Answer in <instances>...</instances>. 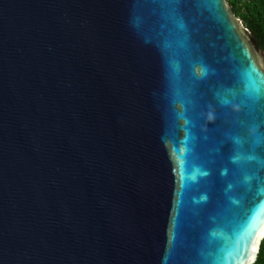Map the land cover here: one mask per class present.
I'll use <instances>...</instances> for the list:
<instances>
[{
  "label": "water",
  "instance_id": "1",
  "mask_svg": "<svg viewBox=\"0 0 264 264\" xmlns=\"http://www.w3.org/2000/svg\"><path fill=\"white\" fill-rule=\"evenodd\" d=\"M207 2L181 9L210 67L193 88L151 0H0V264L255 263L264 177L201 157L264 152L223 104L264 88V51ZM204 101L227 114L189 123Z\"/></svg>",
  "mask_w": 264,
  "mask_h": 264
},
{
  "label": "snow or ice",
  "instance_id": "2",
  "mask_svg": "<svg viewBox=\"0 0 264 264\" xmlns=\"http://www.w3.org/2000/svg\"><path fill=\"white\" fill-rule=\"evenodd\" d=\"M150 2V0H149ZM151 3L157 4L165 14V17L178 28L183 29L184 32L180 35V47L178 50L173 51L172 55L178 57L179 59L173 60L172 71L175 76L181 74V64L180 61L187 66L190 71H187V79L193 85L205 80L209 73L210 67L201 61L194 53L192 46L190 44V35L187 33L185 24L183 23V17L181 15L182 8H188L190 6L196 5L199 7H207V0H151ZM249 62L251 65V58L249 57ZM197 64L200 65L199 72L197 71ZM181 103L186 106L191 105L193 102L191 100L182 99ZM223 104L234 107L239 110V113L244 116L243 130L248 135L252 150L257 153L259 149L264 148V88L255 82H250L244 90L241 98L233 101H223ZM216 105L211 101H204L200 105V111L193 110L192 118L189 119V123L195 120H202L206 114L208 119L222 120L224 115L227 113H220L215 111ZM215 128L216 126L213 125ZM221 145L226 144V141H220ZM240 141L237 140L236 144ZM231 151V150H229ZM218 159H226L231 165H239L241 160L245 161L247 166L254 169V178L261 179L264 177V152H259V154L247 155L244 157L228 155L224 156L222 148L216 149L215 158H210L207 154L201 157V163L205 167H210ZM259 165V167H257ZM228 171L226 167L224 173ZM237 172L242 171L241 167L236 168ZM257 173L259 175H257ZM210 171H205L202 173L204 176H210ZM175 219V218H174ZM264 234V230H262ZM169 244H172V229L169 230ZM252 252L258 251L257 247H253ZM254 259V258H253Z\"/></svg>",
  "mask_w": 264,
  "mask_h": 264
},
{
  "label": "trees",
  "instance_id": "3",
  "mask_svg": "<svg viewBox=\"0 0 264 264\" xmlns=\"http://www.w3.org/2000/svg\"><path fill=\"white\" fill-rule=\"evenodd\" d=\"M232 11L264 51V0H228ZM254 264H264V239Z\"/></svg>",
  "mask_w": 264,
  "mask_h": 264
}]
</instances>
